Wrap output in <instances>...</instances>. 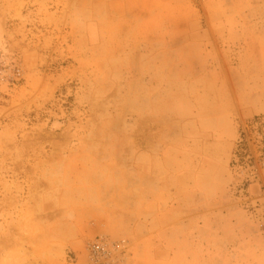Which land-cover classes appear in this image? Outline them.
Instances as JSON below:
<instances>
[{
    "label": "rangeland",
    "instance_id": "374dc122",
    "mask_svg": "<svg viewBox=\"0 0 264 264\" xmlns=\"http://www.w3.org/2000/svg\"><path fill=\"white\" fill-rule=\"evenodd\" d=\"M0 264H264V0H0Z\"/></svg>",
    "mask_w": 264,
    "mask_h": 264
},
{
    "label": "built area",
    "instance_id": "2783aa9c",
    "mask_svg": "<svg viewBox=\"0 0 264 264\" xmlns=\"http://www.w3.org/2000/svg\"><path fill=\"white\" fill-rule=\"evenodd\" d=\"M91 246L92 257H100L105 253V245L101 242L93 243Z\"/></svg>",
    "mask_w": 264,
    "mask_h": 264
}]
</instances>
